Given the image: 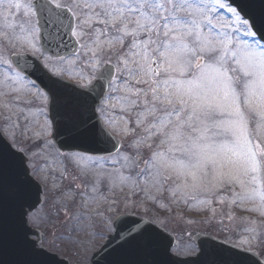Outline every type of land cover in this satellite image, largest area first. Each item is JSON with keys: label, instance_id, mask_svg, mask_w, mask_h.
I'll return each instance as SVG.
<instances>
[{"label": "snow or ice", "instance_id": "6c2138e0", "mask_svg": "<svg viewBox=\"0 0 264 264\" xmlns=\"http://www.w3.org/2000/svg\"><path fill=\"white\" fill-rule=\"evenodd\" d=\"M3 2L0 0V5ZM21 6L8 5L16 9ZM23 7L28 20L21 31H31L34 10L43 14L53 29L63 24L62 14L71 11L58 0H26ZM83 9V24L103 25L102 29L92 30V43L97 47L122 45L130 38L121 59L126 74L124 83L130 93L127 103L129 107L141 106L145 118H153L146 131L150 136H160V144L166 146L153 151L149 158L155 169L154 181L167 182L173 176H164L163 172L173 173L183 182L177 184L173 196L188 189L223 183L239 184L241 189L249 182L257 184L256 177L251 181L246 178L264 164V150L258 151L261 145L253 140L254 133L248 124L250 115L264 120V45L236 47L226 34L214 35L215 25L208 16L212 9L202 0H83ZM229 11L239 20L234 9L229 7ZM250 27L256 28V24ZM257 31L264 40V24ZM244 35L254 41L257 32L249 33L245 27ZM104 78L102 75L100 80ZM238 81L242 82L240 90L236 87ZM140 83L147 87L137 89ZM103 88L100 82L92 85L91 91L99 89L103 95ZM52 104L51 124L55 135L67 136L72 141L101 135L110 140L106 131L101 132L75 100H60L53 94ZM139 123L142 121L138 120ZM49 127L46 121L45 130ZM142 142L137 140L133 147ZM6 167L7 161L0 159V189ZM21 183L24 187L30 184L26 174ZM245 197L259 198L264 206V184L247 190L241 199ZM118 220L109 224L110 231L118 230L117 238L125 235L126 243L132 248L147 251L157 247L167 254V237L157 231L152 221ZM96 235L104 238L103 233ZM24 236L26 240V232ZM55 239L63 242L64 237ZM244 244L250 245V241H243ZM234 255L218 250L217 258L210 264H237L230 259Z\"/></svg>", "mask_w": 264, "mask_h": 264}, {"label": "rangeland", "instance_id": "374dc122", "mask_svg": "<svg viewBox=\"0 0 264 264\" xmlns=\"http://www.w3.org/2000/svg\"><path fill=\"white\" fill-rule=\"evenodd\" d=\"M12 1L13 4L22 5L17 11L21 13L20 16L23 19L15 18V22L28 20L23 16L26 15L23 7L26 0ZM58 2L66 9H71L72 15L75 13L73 17L79 24V31L75 35L83 41L82 52H85L82 56L99 52L98 57L103 60L109 52L111 62L113 54L117 52L114 50L127 51L130 38H126L122 45H103L104 51H101L103 46L97 47L92 43L93 28H103V25L92 23L89 27L88 24L82 23L83 0H58ZM202 2L212 9L208 16L212 18L215 25L214 35L226 34L236 47L251 45L255 48L263 45L257 38L253 41L250 36L244 35L245 27L251 33L249 26L229 11L230 6L227 3L216 0H202ZM221 4L223 7L218 6ZM6 16V6L0 5V18L4 19ZM13 17L14 15L11 14L7 16L11 21ZM9 25L14 27L10 28ZM22 25L24 24L19 23L16 26L13 22L2 20L0 44L16 42L20 48L36 45L38 34L35 26L31 24V31H21ZM82 56L80 60L69 65L59 66L50 61H46V64L55 75L60 73L84 82L87 78L95 77L102 64L93 63V60L92 63L81 61ZM116 62L118 64L115 65L120 68V74L126 75L122 70L121 60ZM84 68H89L90 71L84 73ZM241 86L242 82L238 81L237 90H240ZM143 87L147 85L143 84L141 89ZM46 102L47 98L28 79L15 72L10 63H0V123L13 146L30 157L36 177L42 181L45 188L46 203L42 209L31 216L30 223L34 228L45 233L44 245L52 252L69 260H83L86 254H91L103 245L105 238L99 239L96 234L105 235L108 225L112 222L111 219L120 214H134L152 222L161 223V227L164 226L163 228L167 231H173L181 235L183 240L188 241V232L198 230L197 226H201L189 222L188 215L196 217L204 213L208 219H211L210 224L217 229L211 230L216 236L234 245L257 247L260 241L259 235L264 232V225L261 221L255 224L256 219L246 215L247 206L243 203L256 202L255 210L258 212L263 211L264 206L261 205L259 198L241 199L244 193L250 190V182L246 184L245 189H241L239 184L223 183L215 187L188 189L182 195L178 193L173 196L172 192L176 190L177 184L183 182L169 172H163V175H172L173 179L162 184L155 182L153 178L155 169L150 165L146 172L142 158L139 159L136 154L138 147L147 146L146 139L150 137V133L146 131L150 124L147 120L151 116L145 118L142 115L131 114L127 116L130 117L129 123L127 117L121 114L120 116L108 114L106 109H102L100 113L122 141L120 157L115 161L95 162L91 161L93 159L89 160L80 156L61 155L48 141L51 132L45 130L46 121L50 124ZM138 120L142 123L138 124ZM248 127L250 132L254 133L253 140L261 145L258 151L264 150V120H261L259 116L250 115ZM137 140L143 142L138 147H133ZM145 151L152 156L154 150ZM125 157L128 159L125 160ZM91 162L95 163L91 164ZM260 172L264 173V164H261L258 172L250 173L246 178L247 181H250L252 177L257 178L258 183L254 184V187L259 186ZM121 177L126 179L121 180ZM98 190L99 193H107L108 200L101 203L97 199L94 205H90L94 192L98 193ZM201 198L205 200L202 203L211 204L207 205L209 208L204 207V212L198 206V199ZM227 198H233V200L228 201ZM212 201L214 202L211 203ZM232 204H236L237 207H234L231 213L228 208ZM194 217L191 219H195ZM53 228L55 231H52ZM56 236H63V242L50 239ZM243 241H250V245H242ZM194 252L196 249L192 244L176 251L180 256H187Z\"/></svg>", "mask_w": 264, "mask_h": 264}, {"label": "water", "instance_id": "95a60500", "mask_svg": "<svg viewBox=\"0 0 264 264\" xmlns=\"http://www.w3.org/2000/svg\"><path fill=\"white\" fill-rule=\"evenodd\" d=\"M230 3L231 6L237 9L238 13L247 20L250 25L256 24V28H252L254 32H257V36L260 39L261 32L257 31L264 24V0H225ZM72 28L61 29L57 32L46 34V31L42 34V46L44 50L55 54L64 48L73 46L77 47L75 41L71 38ZM54 31V29L50 30ZM46 34V35H45ZM261 40V39H260ZM264 43V40H261ZM24 72L21 67H17ZM109 70L111 68H104L100 73V77L109 76ZM112 76V72L110 74ZM39 85L44 87L51 94V116L53 115V94L60 99H73L78 102L86 117L91 118V122L97 125V128L102 129L97 122L95 114V105L97 100L90 102L92 95H86V92L76 90L59 91L55 88L57 81L50 80L48 75L44 72L43 76L38 74ZM51 82L54 84H51ZM100 82H102L100 80ZM106 83H108L106 81ZM56 145L64 152H80L89 155H103L108 154L110 150L108 143L105 141L104 136L101 135L98 138H91L84 141H72L67 136H58L54 134ZM0 159L7 161V167L3 176V185L0 189V201H2V214H0V264H45L43 260H48L51 264H55V256H51L48 252L42 249L37 242H29V236L36 234L28 225V216L38 209L42 204L43 191L41 187L33 180L30 174L28 166V159L23 156L22 153L13 151L12 147L3 139L0 134ZM25 174L30 184L27 187L22 185ZM21 188H24L23 194H20ZM21 219L23 223H21ZM126 220L145 221L137 217L126 216L118 220V222ZM157 231L162 232L167 239L165 244L168 248L167 254L161 249L154 247L151 250L143 251L130 247L125 240V235H121L117 238L116 229L115 235L110 239L108 244L98 252L95 257L98 260H103L104 256L108 254H120L116 259L110 256V264H123L126 260L135 261L132 264H210V261L217 258L218 250H227L228 253L241 252L235 248L224 246L223 244H208L205 237L198 236L195 241L198 243L201 250L199 256L189 259H180L171 254V248L173 246V238L165 231L157 227ZM27 233L25 240L24 233ZM35 245V247H33ZM103 252L105 253L103 256ZM28 253H34L35 255H41L43 257H30ZM136 254L132 257H128V254ZM238 259L244 260L242 256L230 257L232 260ZM242 257V258H241ZM55 258V259H54ZM58 261V260H57ZM251 264H259L254 259L248 260ZM47 264H50V263ZM130 262V263H131ZM144 262V263H143ZM61 264H67L62 261Z\"/></svg>", "mask_w": 264, "mask_h": 264}, {"label": "flooded vegetation", "instance_id": "af4514ba", "mask_svg": "<svg viewBox=\"0 0 264 264\" xmlns=\"http://www.w3.org/2000/svg\"><path fill=\"white\" fill-rule=\"evenodd\" d=\"M50 60V59H49ZM65 61H54L55 63L57 62L58 64H62L63 62H67L68 60H70V58H66V59H64ZM51 61V60H50ZM113 85V89H114V91H111L109 94H108V96H107V98L104 100V102H103V106L106 108V109H108V112H111V110L110 109H115L114 107L117 105V104H119L120 102H123V103H125V101L121 98V95H122V90L123 89H125V87H126V84L124 83V81H120V82H118V83H114V84H112ZM97 199H98V201H100L101 203H104L103 201H107L108 200V196L107 195H102V193H101V195H99L98 197H97ZM110 223V222H109ZM207 229V231L209 232V230H212V229H215V230H217L214 226H209V227H207L206 228ZM112 231L113 230H109V225H108V227H107V232H106V234L104 235V238H105V241L107 240V238H108V236H109V234H111L112 233ZM209 234V233H208ZM189 235V234H188ZM179 238H180V236H179ZM45 239H46V236H43V241H45ZM50 239L52 240H56L55 239V237H50ZM104 241V242H105ZM186 243H187V245H186ZM190 243L188 242V241H186V240H182L181 238H180V241H179V244L174 248V250L173 251H177V250H179L180 248H182V247H187L188 245H189ZM176 253V252H175ZM93 254H94V252H92L91 254L89 253V254H86V256L85 257H83L84 259L83 260H81V261H76V262H72V263H75V264H91V260H92V257H93ZM177 254V253H176ZM189 255V254H188ZM259 257L264 261V247H263V251H260L259 252Z\"/></svg>", "mask_w": 264, "mask_h": 264}]
</instances>
